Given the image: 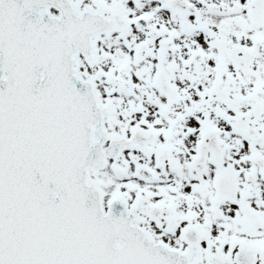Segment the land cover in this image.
Listing matches in <instances>:
<instances>
[{"label":"snow or ice","instance_id":"obj_1","mask_svg":"<svg viewBox=\"0 0 264 264\" xmlns=\"http://www.w3.org/2000/svg\"><path fill=\"white\" fill-rule=\"evenodd\" d=\"M0 264H264V0H0Z\"/></svg>","mask_w":264,"mask_h":264}]
</instances>
